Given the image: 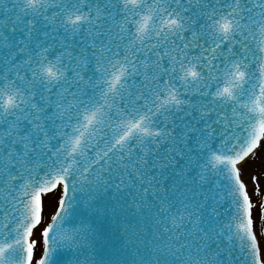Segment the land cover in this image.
Segmentation results:
<instances>
[{
    "label": "snow or ice",
    "instance_id": "1",
    "mask_svg": "<svg viewBox=\"0 0 264 264\" xmlns=\"http://www.w3.org/2000/svg\"><path fill=\"white\" fill-rule=\"evenodd\" d=\"M0 264H264V0H0Z\"/></svg>",
    "mask_w": 264,
    "mask_h": 264
},
{
    "label": "rangeland",
    "instance_id": "2",
    "mask_svg": "<svg viewBox=\"0 0 264 264\" xmlns=\"http://www.w3.org/2000/svg\"><path fill=\"white\" fill-rule=\"evenodd\" d=\"M251 167L252 170H256L258 171L259 168H260V161L259 159H257L256 161H250L249 162V165H246V168L247 167ZM245 179L247 180L248 177H247V174L245 176ZM52 211V208L50 206H46V210H45V217L47 218L48 214ZM42 227V226H41Z\"/></svg>",
    "mask_w": 264,
    "mask_h": 264
}]
</instances>
